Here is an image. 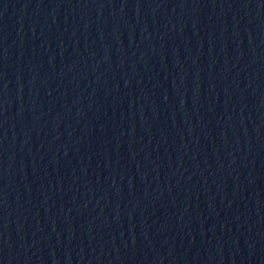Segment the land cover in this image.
<instances>
[{
  "label": "water",
  "instance_id": "1",
  "mask_svg": "<svg viewBox=\"0 0 264 264\" xmlns=\"http://www.w3.org/2000/svg\"><path fill=\"white\" fill-rule=\"evenodd\" d=\"M0 264H264V0H0Z\"/></svg>",
  "mask_w": 264,
  "mask_h": 264
}]
</instances>
